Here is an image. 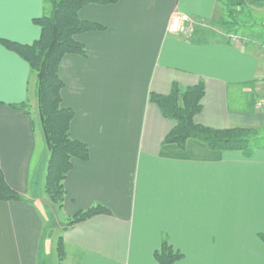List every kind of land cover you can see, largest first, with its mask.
I'll return each mask as SVG.
<instances>
[{
	"label": "crops",
	"instance_id": "0c3cea01",
	"mask_svg": "<svg viewBox=\"0 0 264 264\" xmlns=\"http://www.w3.org/2000/svg\"><path fill=\"white\" fill-rule=\"evenodd\" d=\"M247 1L261 3L249 7L264 22V0H117L79 12L105 30L78 35L86 56L67 55L59 67L70 136L89 150L87 161H73L60 208L44 201L49 152L35 74L0 45V168L22 199L0 201V264H155L165 237L184 256L175 264H264V149L247 158L196 140L164 145L176 123L149 100L174 84L203 83L196 125L264 138V107L255 105L264 97V44L204 26L224 4ZM49 12L45 0H0V40L31 45L40 36L33 20ZM173 15L188 16L194 31L168 35ZM97 206L109 214L65 229ZM48 232L57 235L50 253ZM60 236L62 261L52 253Z\"/></svg>",
	"mask_w": 264,
	"mask_h": 264
},
{
	"label": "trees",
	"instance_id": "16d2710c",
	"mask_svg": "<svg viewBox=\"0 0 264 264\" xmlns=\"http://www.w3.org/2000/svg\"><path fill=\"white\" fill-rule=\"evenodd\" d=\"M45 1L50 5V12L33 20V24L40 29L38 40L31 45L0 40V45L18 55L35 74L37 111L44 142L49 152L43 191L51 204L60 208L65 196L63 183L72 168L73 161H87L89 150L85 144L73 140L70 136L73 112L62 106L61 93L64 84L59 76V67L62 59L67 55L86 56L84 46L76 41L78 35L105 30L99 24L81 20L79 12L90 5H113L117 0ZM249 6L261 7L262 5L249 1L239 6L224 4L222 12L229 20H220L218 23L220 28L225 30L232 27V24H236L237 17ZM242 40L251 39L246 36ZM262 41L264 43V39ZM203 94L204 85L199 83L185 89L174 84L168 95H150V102L159 108L162 116L176 123L166 136L164 145L171 144L183 148L188 140H196L210 151L241 152L247 158L251 157L254 150L264 149V138L260 136L259 130L239 128L213 130L196 125L194 117L201 110ZM261 99L264 103V97ZM26 106L22 104L13 108L22 110ZM0 201H22L21 197L7 186L1 168ZM108 214L109 212L100 206L80 211L68 219L65 229L92 217ZM261 239L264 241L263 236ZM56 254L59 261L65 258L61 236L56 241ZM183 257L180 251L169 244L166 237L163 238L159 249L153 253L155 264H175Z\"/></svg>",
	"mask_w": 264,
	"mask_h": 264
},
{
	"label": "rangeland",
	"instance_id": "374dc122",
	"mask_svg": "<svg viewBox=\"0 0 264 264\" xmlns=\"http://www.w3.org/2000/svg\"><path fill=\"white\" fill-rule=\"evenodd\" d=\"M259 17L260 16L256 15V13L252 7H248L246 9V11H243V13L237 17L236 24H232V27L230 26L227 29L223 30L218 25L219 21L222 19L229 20L223 12L218 13L217 16L214 19H212V21L208 25H204V26L210 32H212L216 35H219L221 38H223L225 40L231 41V37L240 38L242 40L246 36H249L251 39L250 41L255 42L254 44L263 45L264 43L260 39L262 38L261 35L264 34V27L262 26V23H264V22H263V19H261ZM253 31H258L260 34H258V35L254 34ZM256 35L258 38L254 37ZM44 199H45L44 200L45 203L48 206L53 205V204H51V202L49 201V199L47 198L46 195H45ZM40 206H41V204H40ZM54 206L55 205H53V207ZM47 234H48V237L50 239V243L49 244L47 243L46 246L45 245L44 246L46 247V249H48L47 252L50 253V250L52 249L51 245H50L51 241L57 235L55 234V232L52 233L51 235L49 234V232ZM52 253H54V255L56 253V244H54V246H53V252Z\"/></svg>",
	"mask_w": 264,
	"mask_h": 264
},
{
	"label": "built area",
	"instance_id": "2783aa9c",
	"mask_svg": "<svg viewBox=\"0 0 264 264\" xmlns=\"http://www.w3.org/2000/svg\"><path fill=\"white\" fill-rule=\"evenodd\" d=\"M196 23L193 22L188 16L186 15H173L170 17L168 26H167V33L170 36H178L180 34H190L194 31ZM241 41L240 38L231 37V42ZM257 108L264 107V103L262 100H259L256 104Z\"/></svg>",
	"mask_w": 264,
	"mask_h": 264
}]
</instances>
